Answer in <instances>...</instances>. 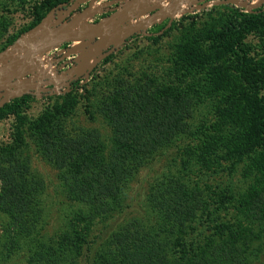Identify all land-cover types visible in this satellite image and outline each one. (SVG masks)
Segmentation results:
<instances>
[{
    "label": "rangeland",
    "instance_id": "374dc122",
    "mask_svg": "<svg viewBox=\"0 0 264 264\" xmlns=\"http://www.w3.org/2000/svg\"><path fill=\"white\" fill-rule=\"evenodd\" d=\"M43 1L0 0V53L31 34V30L39 24L34 12H42ZM108 1L97 0L93 8ZM111 1L125 3L127 0ZM86 6L85 0L78 11ZM165 6L166 3L162 5ZM259 9L264 12V0H182L173 19L174 27L157 35L159 40L146 39L152 35L151 26L146 30L150 35L130 38L106 64L100 62L91 70L73 74L55 87L39 84L33 92L43 95L34 94L28 103L0 113V153L5 147L19 146L20 158L43 188L42 193L37 191L31 200L32 206L42 210L36 222V232H40V237L39 234L34 237V244L44 241L48 246L55 245L62 234L70 235L71 227L80 230L82 227L81 223L75 222L82 207L67 196L59 171L43 158L37 145L36 125L53 113L62 112L66 114L70 130L96 131L102 152L107 153L113 146L112 133L98 106L113 79L130 81L156 76L171 80L176 76L182 78L184 87L196 83L206 93L210 86L218 95L212 100L204 99L195 107L186 134L175 137L170 145L152 153L133 170L114 212L81 230L86 243L80 249L78 264H91L94 252L129 221L137 220L146 228H158L162 223L150 205V199L153 192L161 190L167 181H180L192 192L198 193L201 210L205 211L203 214L197 212L194 222L186 224L184 233L170 234L173 245L183 244L181 250L177 245L175 250L191 260L197 253H204L211 244L235 239L237 246L243 242L248 245L244 254L249 261L246 259L245 264H264V233L257 231L258 225L246 216L242 206L254 178L264 176V23L253 26L242 23L237 27L239 30L232 33L237 43L230 48L218 38L222 27L232 21V12L259 13ZM73 15L67 16L65 21ZM100 17L96 16L91 22ZM135 22L132 20L130 24ZM13 38L15 41L2 49ZM192 39L197 43L194 50L197 60L185 47ZM103 46L105 51L110 45ZM103 46L97 48L98 54ZM73 47L70 44L35 57L33 64L37 73H28L22 80L37 75L39 81L61 78L71 66L69 62L80 55L78 52L70 54ZM75 80H80L81 85L73 89L70 84ZM226 83L234 84L239 95H231L233 91ZM220 85L225 86L222 93L218 91ZM26 88L23 86L13 94H19ZM10 91L12 93L13 89ZM235 98L243 100L244 106L240 109L249 114L251 125L248 130L250 135L245 141L248 159L230 167L234 157L226 153L219 139L229 126L227 116L230 102H238ZM9 230L8 218L0 212V264H36L29 258L32 249L29 247L31 251L27 252V245L20 241L17 244ZM177 256L180 257V254Z\"/></svg>",
    "mask_w": 264,
    "mask_h": 264
},
{
    "label": "trees",
    "instance_id": "16d2710c",
    "mask_svg": "<svg viewBox=\"0 0 264 264\" xmlns=\"http://www.w3.org/2000/svg\"><path fill=\"white\" fill-rule=\"evenodd\" d=\"M68 1L44 0L40 7L42 12H34L36 23L52 8ZM258 12L240 13L235 10L231 13L232 21L224 27L228 29L222 27L218 38L227 47L234 46L237 41L232 38V33L235 34L242 23L247 26L264 23V12L261 9ZM167 22L165 20L152 26V35L146 39L159 40L160 36L156 34ZM174 25L172 22L171 27ZM169 30L171 28L163 34ZM14 41L13 38L2 49ZM196 44L192 39L191 43L185 45L194 60L198 59L194 53ZM67 45L70 44L61 47ZM111 57L105 58L102 63L106 64ZM113 80L106 94H102L98 106L112 133L113 146L109 152H102L96 131L80 128L70 130L66 114L62 112H55L36 125L37 145L43 158L59 171L60 182L67 196L82 207L75 221L82 224L81 230L114 212L133 170L152 153L170 145L175 137L186 134L195 107L204 99L212 100L218 95L210 86L206 93L196 83L184 87L182 78L176 76L171 80L156 76L133 78L130 81L122 78ZM80 85V80L70 84L73 89ZM226 86L233 91L231 95H239L234 84L226 83ZM219 90V93L224 92L225 86L220 85ZM31 99V94H24L5 104L0 113L13 106L18 108ZM235 99L237 104L230 102L227 116L229 126L219 139L226 153L234 157L230 167L248 159L245 141L250 135L248 130L251 125L249 114L240 109L244 106L243 100ZM18 147H5L0 153V212L8 218L13 240L17 244L20 241L27 245V252L32 249L29 258L36 264H78L80 249L86 243L80 228L71 227V236L62 234L55 245L48 246L44 241L34 244V237L40 233L36 232V222L42 210L32 206L31 200L37 191L42 193L43 188L24 165ZM199 196L180 181H167L161 190L153 192L150 199V205L162 224L154 229L146 228L137 220L129 221L94 252L91 264H245L249 261L244 254L248 245L243 242L237 246L238 241L235 239L211 244L204 253H197L191 260L179 251L183 244L171 243L170 234L184 233L186 224L194 222L197 212H205L201 210ZM242 206L246 216L258 225L257 231L263 234L264 176L254 178ZM176 245L179 250L174 249ZM197 247L200 246L197 244Z\"/></svg>",
    "mask_w": 264,
    "mask_h": 264
},
{
    "label": "water",
    "instance_id": "95a60500",
    "mask_svg": "<svg viewBox=\"0 0 264 264\" xmlns=\"http://www.w3.org/2000/svg\"><path fill=\"white\" fill-rule=\"evenodd\" d=\"M84 1L69 0L52 8L31 30V34L21 40V43H15L11 48L0 53V109L12 99L24 94L43 95L33 92L39 84L55 87L73 74L95 68L130 38L136 35L148 36L150 34L146 33L147 29L161 20H168L167 25L156 35L162 34L171 27L182 0H127L125 3L109 1L97 8H93L97 0H86L87 6L78 11ZM163 3H166L165 7H162ZM111 5L115 6L111 7ZM70 14L74 15L65 21ZM96 16L101 17L91 22ZM142 17L146 18L138 21ZM132 20L136 21L135 24H130ZM65 44H77L70 54L78 51H82V54L69 62L71 66L61 78H55L54 81L43 78L44 80L39 81L37 75L22 80L28 73H37L33 64L35 57ZM95 44L98 45L97 47L106 44L110 46L107 50H102L91 62L83 63L82 60L95 49ZM14 55L16 57L12 58ZM23 86L27 88L19 94L7 92V89L15 90Z\"/></svg>",
    "mask_w": 264,
    "mask_h": 264
},
{
    "label": "bare ground",
    "instance_id": "6f19581e",
    "mask_svg": "<svg viewBox=\"0 0 264 264\" xmlns=\"http://www.w3.org/2000/svg\"><path fill=\"white\" fill-rule=\"evenodd\" d=\"M152 2H154V1H152ZM164 5H165V3H163V6H164ZM76 45H77V44H74V45H72V46L75 47ZM94 46H95V49H94V50H93V51H92V52H91V53L85 58L86 61L84 60L86 63H89V61H91L92 58H94V57L98 54V49H97L98 47L96 46V44H95ZM105 48H106V47L103 46V47L101 48V50H103V49H105ZM78 53L81 55V54H82V51H78ZM88 60H89V61H88ZM85 62H84V63H85ZM18 91H19V89H15V90L12 91V93H13V92L18 93ZM7 92H8L9 94H11V91H10L9 89L7 90Z\"/></svg>",
    "mask_w": 264,
    "mask_h": 264
},
{
    "label": "crops",
    "instance_id": "0c3cea01",
    "mask_svg": "<svg viewBox=\"0 0 264 264\" xmlns=\"http://www.w3.org/2000/svg\"><path fill=\"white\" fill-rule=\"evenodd\" d=\"M111 1V0H110ZM109 2V1H108ZM142 19V18H141Z\"/></svg>",
    "mask_w": 264,
    "mask_h": 264
},
{
    "label": "flooded vegetation",
    "instance_id": "af4514ba",
    "mask_svg": "<svg viewBox=\"0 0 264 264\" xmlns=\"http://www.w3.org/2000/svg\"><path fill=\"white\" fill-rule=\"evenodd\" d=\"M112 7V6H111Z\"/></svg>",
    "mask_w": 264,
    "mask_h": 264
}]
</instances>
